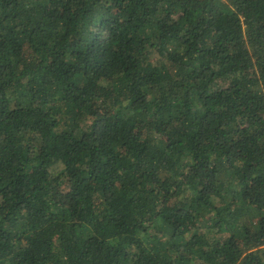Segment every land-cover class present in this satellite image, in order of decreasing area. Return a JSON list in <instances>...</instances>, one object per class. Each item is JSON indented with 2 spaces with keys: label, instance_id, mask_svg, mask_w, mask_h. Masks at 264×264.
Segmentation results:
<instances>
[{
  "label": "trees",
  "instance_id": "16d2710c",
  "mask_svg": "<svg viewBox=\"0 0 264 264\" xmlns=\"http://www.w3.org/2000/svg\"><path fill=\"white\" fill-rule=\"evenodd\" d=\"M0 264H264V0H0Z\"/></svg>",
  "mask_w": 264,
  "mask_h": 264
}]
</instances>
